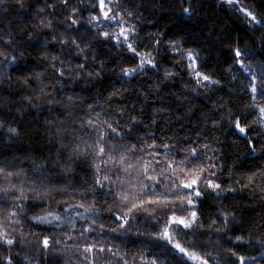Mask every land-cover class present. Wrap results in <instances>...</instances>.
Returning a JSON list of instances; mask_svg holds the SVG:
<instances>
[{"label": "trees", "instance_id": "obj_1", "mask_svg": "<svg viewBox=\"0 0 264 264\" xmlns=\"http://www.w3.org/2000/svg\"><path fill=\"white\" fill-rule=\"evenodd\" d=\"M241 6L264 19V0ZM109 7L118 20L103 19L98 0H0V164L21 173L0 178L7 189L0 190V233L14 241L0 244V264H200L156 239L166 228L173 243L207 264H239L238 257L264 264V114L253 107L264 99L250 89L264 74V26L224 0H113ZM121 26L134 29L128 43L139 55L117 43ZM189 53L198 54L196 71L217 83L197 82ZM145 58L155 67L140 70ZM97 115L123 143L159 152L161 161H184L185 173L196 169L201 195L194 205L181 204L189 190L178 188L184 173L176 179L171 170L158 184L145 180L151 188L143 195L167 204L129 213L118 194L126 189L131 201L141 196L140 183L133 178L129 187L118 171L109 175L125 186L101 195L111 185H96L91 159H70L80 138L92 143L81 121ZM237 120L247 137L234 130ZM163 166L155 164L156 172ZM35 168L44 173L42 185ZM206 180L220 187L213 191ZM193 211L191 229L171 223L173 216L191 220ZM125 213L134 219L120 228L114 216ZM41 216L61 219L36 223ZM44 239L53 246L44 249Z\"/></svg>", "mask_w": 264, "mask_h": 264}, {"label": "snow or ice", "instance_id": "obj_2", "mask_svg": "<svg viewBox=\"0 0 264 264\" xmlns=\"http://www.w3.org/2000/svg\"><path fill=\"white\" fill-rule=\"evenodd\" d=\"M225 3L234 6L236 11H239L243 13L245 18L249 20V23L264 26V19H257V15L254 11V9H250L244 6H241V0H224ZM113 3V0H107V4L105 3V0H98V6L102 12L103 19L105 20H118L119 18L116 15H109L112 12V8L109 7ZM107 9V10H105ZM185 14L190 15V9L184 8L183 9ZM92 20H98V17H93ZM73 23H76V21H73ZM120 24L123 25L124 21L120 20ZM134 31L133 28H125L121 26L119 33L117 34L118 39L117 43H124L127 44V47L129 50H131L134 54L139 55V53L136 52V50L132 47L131 43H128L130 37L129 32ZM111 33L104 32V36L107 38ZM2 39V37H0ZM197 55L189 53L186 57L188 61H190L189 66L193 70V75L197 77V82H208V83H217L216 81H212L209 76L202 74L199 71H196L197 66ZM234 55L236 57H240L242 53L239 50H235ZM240 63V61H237ZM146 65H153L152 61L145 58L140 61L139 69L142 70ZM137 71L136 68H133L131 70H127L124 72L125 76H131L133 73ZM62 75V74H61ZM255 79V78H254ZM252 93H258L261 99H264V74H262V77L260 79V85L259 87L253 83L250 86ZM255 99V97H254ZM68 107H72L73 103V97H68ZM253 107H257L259 112L264 114V106L260 105H253ZM261 119H264V116L261 117ZM81 127H88L92 130V133L94 135L90 136L92 143H88L83 138H80L81 143L77 144L70 154V159L72 156H75L76 158L85 157L84 162H88V158L91 159L90 166L95 169V175L96 185L99 186L101 190H103L106 186H108V182H110V187L108 193L101 192V195L109 194V195H116L115 192V186L119 184L121 187L125 186V181L120 179V176L117 175V178L115 180L112 179V176L109 175V173L112 172H119L126 174L129 179L127 181V185L129 187L132 186L131 181L133 178L139 180L140 183V193L141 196L136 197L133 196L132 200L130 201V194L125 189L124 191H121L118 194V199L124 203V204H130V207L128 208V212L131 213L135 210L143 209L145 203L150 204H159V203H165L167 204L168 201L164 200H144L143 195L148 194L150 191L151 186L149 184L145 183V180L151 181L154 183H160V177L166 176V174L171 170L172 175L176 176V179H179L178 173H184V180L180 181V184L178 185V188L187 189L189 190L185 197L181 199V204L183 205L184 202H186L188 205H194L195 201L193 197H199L201 195V192L196 189V186L201 182L200 176L196 174L197 170L189 167V172L185 173V170L180 165L184 164V161L177 162L175 160H164L161 161L160 159H157L161 154L159 152L153 151V152H146L144 149H137L135 145H127L123 143L122 139H117L121 136L120 132L117 131L115 127L112 126L111 123H109L107 120H100L99 116L97 115L96 120L88 119L86 121H81ZM234 130L237 131L241 136L247 137L248 133L244 126L241 125L240 121H235ZM111 133L112 135H109ZM116 140L117 142L115 144H112L111 141ZM148 148H158L159 145H148ZM165 147H170L165 145ZM85 149L88 151L85 152ZM135 153H144L143 155H132ZM171 153H164L165 156H169ZM191 155H196V149L191 150ZM148 157H151L149 159ZM190 163V162H189ZM155 164H163L164 166L161 168V171L159 173L156 172V168L154 167ZM35 172L38 174V183L43 184V176L44 173L40 171L39 168L34 169ZM66 171H71V168L68 167L65 169ZM199 172H204L205 169L200 168L198 170ZM103 173V175H100ZM15 175L16 177H20L21 173L16 172L13 173L11 171H6V169L0 164V178L7 179L9 177H12ZM261 175H264V173H261ZM175 183V180L172 181ZM204 183L207 184L209 188H212L213 191L215 189L219 188L220 186L217 184H214L211 181H204ZM3 191H7V189H0ZM35 192L36 189H33ZM93 192L96 191L95 188L92 189ZM152 195H163L158 194L155 192L151 193ZM23 195V193H22ZM217 195H220V193H217ZM0 199H3L0 197ZM136 199H140V203H135L134 201ZM75 207H83V205H76ZM89 209H85V212H88ZM14 215V214H13ZM78 215L83 216V213H78ZM196 212L193 211L191 213V220H187L185 218H179L176 216H173L171 218V223L175 224L177 226H182L185 229H191L193 227V224L195 223L196 218ZM36 223H47L52 224L53 221H59L61 218L59 216H54L52 219H49L48 216H41V217H34L33 218ZM114 219L116 221H119L118 227L124 228L125 225L130 223V219H134V217H129L127 213H125L123 216H114ZM95 223V221H93ZM85 231H89V229H85ZM112 231H116L115 228L112 229ZM6 233H0V244H7L12 245L14 241L12 239L6 238ZM156 239L165 240L170 244L173 248H175L179 253H181L183 256L187 257L190 260L193 261H202V264H207L206 260H202L200 256H197L195 253L190 252L187 248L181 246L180 243H173V236L169 233L168 229L166 228L161 234H159ZM237 241L243 242L242 237H236ZM42 247L44 249H49L53 245L50 244L48 239H44L42 242ZM95 250V246H89L83 249L86 253H91ZM100 252L105 251V249L100 248ZM109 251H111L109 249ZM235 255V252L232 253ZM87 259V257H85ZM255 257L245 258V257H238L239 264H247L248 260L254 261ZM8 264H11V261H8ZM155 264V262H153Z\"/></svg>", "mask_w": 264, "mask_h": 264}, {"label": "rangeland", "instance_id": "obj_3", "mask_svg": "<svg viewBox=\"0 0 264 264\" xmlns=\"http://www.w3.org/2000/svg\"><path fill=\"white\" fill-rule=\"evenodd\" d=\"M196 262H199L200 264H202V261H200V260H198V261H196Z\"/></svg>", "mask_w": 264, "mask_h": 264}]
</instances>
